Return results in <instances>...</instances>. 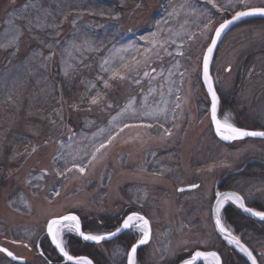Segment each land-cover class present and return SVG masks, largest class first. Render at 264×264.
<instances>
[{
	"label": "rangeland",
	"instance_id": "1",
	"mask_svg": "<svg viewBox=\"0 0 264 264\" xmlns=\"http://www.w3.org/2000/svg\"><path fill=\"white\" fill-rule=\"evenodd\" d=\"M29 3L35 6L25 8ZM239 8L237 0H0V244L24 256V264H64L43 235L50 218L76 212L99 234L138 211L150 219L152 237L137 264H177L198 249L250 264L217 234L211 209L219 178L239 158L264 159V140L236 148L215 136L201 73L215 27ZM129 44L135 47L125 50ZM213 74L219 117L230 114L234 124L264 130V20L227 35ZM59 78H70L72 94ZM162 109L155 118L145 115ZM110 135L115 139L106 144ZM102 142L106 147L88 163ZM73 162L86 171H67ZM196 183L197 189L178 190ZM233 187L250 207L264 210L263 185ZM229 205L222 220L241 237L224 217ZM249 229L247 244L264 264V229ZM126 233L128 243L91 244L90 255L98 264H127L138 234ZM39 240L47 258L36 248ZM0 264L20 263L0 253Z\"/></svg>",
	"mask_w": 264,
	"mask_h": 264
},
{
	"label": "snow or ice",
	"instance_id": "2",
	"mask_svg": "<svg viewBox=\"0 0 264 264\" xmlns=\"http://www.w3.org/2000/svg\"><path fill=\"white\" fill-rule=\"evenodd\" d=\"M210 3H213V0H209ZM237 3L244 10L236 11L231 19L225 20L222 24H220L219 28L215 31V39L211 40L210 46L207 48V54L203 58V83L207 87V93L211 97V120L215 125L216 134L224 141H237L243 140L245 138H262L264 139V130H249L241 127H237L231 121L230 114H224L222 117H218V110L220 106V97L217 94L215 82L213 80L212 75L210 74L209 67L212 62L213 51L216 48L217 41L220 39L222 33L233 23L236 21H240L245 17L251 16H261L264 17V6L261 7H253L250 6L249 0H237ZM34 3H29L25 5V8L34 7ZM215 6V5H214ZM46 11V10H45ZM50 15V13H48ZM11 23V21H10ZM37 26H43V22L40 17H36ZM28 26L31 28L32 20H28ZM207 27V26H206ZM159 30V26L157 25ZM17 37L22 34L20 29H16ZM157 35L156 32L152 33V36L155 37ZM142 39H147L142 37ZM149 43L155 44V40H149ZM135 47L134 44H129L125 46V50L127 48ZM55 53H51L54 55ZM183 55V53H179ZM42 55V53H41ZM50 58V57H49ZM107 63V61H105ZM125 68L128 67L127 64L124 65ZM231 71V68L227 69ZM145 76L148 75L147 72L144 73ZM183 75V73H181ZM120 76L121 79L124 77L120 75L119 71L113 72V77ZM138 82V81H137ZM105 87H109L107 82H105ZM180 98L177 97V100ZM97 97L93 96L91 98V103H97ZM179 107V103L176 105ZM128 108H132V104L130 103ZM128 109H125L127 111ZM165 109L157 112H146L145 115L153 116L154 118L157 115H163ZM137 125H128L125 124L124 127H134ZM145 127H152L151 124L144 125ZM161 127L163 125L161 124ZM123 129H121L122 131ZM167 135H171V132L168 129L164 130ZM119 133H117L118 135ZM115 139V136L110 135L106 141V144H111ZM106 144L102 142L98 147H94V151L91 153V159L88 163L97 159V153L100 152L102 148L106 147ZM35 150V149H33ZM73 168L80 173H84L86 168L79 163L73 162L72 168H68L67 171H72ZM57 175H63V172L57 170ZM42 178V177H41ZM192 187H198V185H192ZM180 191H184L183 188ZM59 195V193H56ZM231 202L243 212L250 214L253 217L259 218L261 221H264V210H257L255 208L247 206L245 202V197L240 195L235 191H225V192H217L216 193V204H215V223L219 228L220 233H222L225 239L230 243L236 246L240 252L244 253L249 260H251L252 264H258L256 256L253 252L246 247L243 243H241L240 237L233 235L229 228L225 226L221 219V209L227 204ZM47 235L51 238V243L55 245L56 249L59 250V253L65 259L68 264H93L92 259L88 256L84 255H73L71 254L68 242L66 239V235L74 234L77 237L82 238L83 241L94 242L95 244H100L102 241L110 240L113 237H116L119 233L123 231H128L130 233H137L138 237L136 242L130 246V250L126 253V261L127 264H137V250L143 246L147 245L152 237V229L151 222L144 215L139 212H132L127 215L125 219L122 220L121 224L111 232L94 234L90 231H85L82 228L81 219L76 214H67L59 217L51 218L47 221ZM12 243H16V241H12ZM0 253H5L6 256L11 257L13 260H19L20 257H17L13 252H11L8 248L0 247ZM43 255V253H41ZM261 255H264L262 253ZM183 264H221L220 256L216 252H208V251H195L194 254L190 256V258L185 259Z\"/></svg>",
	"mask_w": 264,
	"mask_h": 264
},
{
	"label": "trees",
	"instance_id": "3",
	"mask_svg": "<svg viewBox=\"0 0 264 264\" xmlns=\"http://www.w3.org/2000/svg\"><path fill=\"white\" fill-rule=\"evenodd\" d=\"M58 83L63 88V90H62L63 92L72 94L74 92V90H75V86L71 82L70 78L69 79L67 78L66 80L64 78H59L58 79ZM4 163H5V161L3 162L2 160H0V169L3 168V165L5 166ZM3 174H6V172H3ZM226 184H228V186H226ZM222 188H224V189H227V188H229V189H233V188L236 189L235 187L229 185L228 180L223 182ZM19 204L21 206H23L24 205V202L19 203ZM17 205H18V203H17ZM224 212H225L224 213L225 219L229 223L233 224V226L235 228V231L238 234H241L242 239L245 242H247L250 246H252L251 245L252 244V240H251L250 235H249V233L251 232V230L249 228H255V227L258 228L259 227V228H263L264 229V222H258V221H255V220L251 219V218L246 217L241 212V210L238 207L234 206V205L227 206V208H225V211ZM83 224H84V229L86 231H88V229L90 228V225L88 224V221L85 222V219H84ZM112 226H113V223H108L107 222V224H106L105 227L106 228H111ZM241 231H243L242 233H244V234H242ZM128 238H130V237L126 234V235H123V236L118 237L116 240L111 241L110 244H112V245L115 246V243H116L117 240H120L118 242H121V244L128 243L132 239L131 238V239L127 240ZM68 243H69V250H70V252L72 254H75V255H79V254H90L89 253V249L91 247V244L90 243L83 242L77 236H75V235L69 236ZM237 256H238L237 258H238V260L240 262H246V260L243 259L241 255H238L237 254ZM59 260L61 261V259H59ZM224 261H225V264H232L231 263V260L228 261V260H226L224 258ZM47 264H49V262H47ZM53 264H55V263H53Z\"/></svg>",
	"mask_w": 264,
	"mask_h": 264
},
{
	"label": "water",
	"instance_id": "4",
	"mask_svg": "<svg viewBox=\"0 0 264 264\" xmlns=\"http://www.w3.org/2000/svg\"><path fill=\"white\" fill-rule=\"evenodd\" d=\"M261 7V6H260ZM240 11H242V10H240ZM256 17H261V16H251V17H245L244 19H242V20H240V21H236L235 23H233L232 25H230L223 33H222V35H221V37H220V39L217 41V45H216V48L214 49V51H213V56H212V60H213V58H214V54H215V52H216V50H217V48H218V45H219V43L222 41V39H223V37L226 35V33L232 28V27H234L235 25H237V24H239V23H241V22H243L244 20H247V19H251V18H256ZM232 18V16L230 17V18H227L226 20H228V19H231ZM225 21V20H224ZM223 21V22H224ZM223 22H221L220 24H222ZM220 24L218 25V27L216 28V29H218L219 28V26H220ZM216 31V30H215ZM213 39H215V32H214V34H213V36H212V38H211V40H213ZM211 40H210V42H209V44H208V46L206 47V50H205V52H204V54H203V58H204V56L207 54V48L210 46V43H211ZM201 68H202V78H203V59H202V66H201ZM209 71H210V74L212 75V73H211V71H212V69H211V64H210V67H209ZM212 77H213V75H212ZM213 80H214V82H215V79H214V77H213ZM215 86H216V83H215ZM216 91H217V94H218V96H219V93H218V89L216 88ZM209 98H210V113H211V97H210V95H209ZM218 117H219V115H218ZM210 119H211V115H210ZM211 122H212V120H211ZM212 126H213V130H214V134H215V136L218 138V139H220L221 141H223V142H225V143H231L232 141H224V140H222L217 134H216V132H215V125H214V123L212 122ZM250 130V129H249ZM245 139H262V138H245ZM230 175V173H227L225 176H223L222 178H220L218 181H217V185H216V192H215V198H214V200H213V203H212V209H211V215H212V221H213V224H214V227H215V230H216V232H217V234L219 235V236H221V238L222 239H224L226 242H228L226 239H225V237H224V235L222 234V233H220V231H219V228L216 226V223H215V204H216V193L217 192H225V191H235V192H238L240 195H242V196H244L240 191H238V190H235V189H220L219 188V184L222 182V180L223 179H225V177H227V176H229ZM192 185H198V187L200 186V183H196V184H192ZM192 185H186V186H181V187H179L178 188V190L180 191V189L181 188H183L184 189V191H187V190H194V189H197L198 187H192ZM245 202H246V204H247V206H249L248 205V203H247V201H246V199H245ZM250 207V206H249ZM224 208V207H223ZM223 208L221 209V212H222V210H223ZM241 210V209H240ZM132 212H138V211H132ZM132 212H130V213H128L127 215H129V214H131ZM241 212L246 216V217H248V218H251V219H253V220H255V221H258V222H264V221H261L259 218H257V217H253V216H251L250 214H248V213H245V212H243L242 210H241ZM76 214V215H78L79 217H80V219H81V223H82V228H83V221H82V218H81V216L78 214V213H76V212H69V213H67V214ZM140 214H142V215H144L147 219H149L145 214H143V213H141V212H139ZM67 214H64V215H67ZM126 215V216H127ZM62 216V215H61ZM126 216H125V218H126ZM52 218H54V217H52ZM124 218V219H125ZM51 219V218H50ZM221 219H222V217H221ZM150 221V220H149ZM222 222L224 223V221L222 220ZM225 224V223H224ZM225 226L227 227V228H229L226 224H225ZM151 229H152V227H151ZM230 229V228H229ZM83 230H84V228H83ZM114 231V230H113ZM230 231L232 232V234L233 235H236V236H238L234 231H232L231 229H230ZM126 232H128V231H123V232H121V233H119L116 237H113L112 239H110V240H106V241H102L101 243H104V242H108V241H111V240H114L115 238H117L118 236H120L121 234H123V233H126ZM43 235H47V227H46V230H45V232H44V234ZM42 235V236H43ZM48 236V235H47ZM239 237V236H238ZM48 238H49V240H50V242H51V238H50V236H48ZM80 238V237H79ZM41 239V238H40ZM81 240H82V238H80ZM240 240H241V243H243L246 247H248L252 252H253V254L256 256V258H257V261H258V264H260V262H259V259H258V257H257V254L253 251V249L240 237ZM84 242H87V241H84ZM150 242V241H149ZM87 243H90V244H95L94 242H87ZM229 243V242H228ZM52 244V243H51ZM230 244V243H229ZM232 247H236L235 245H233V244H230ZM52 246H53V248L56 250V252H57V254H58V256L59 257H61L64 261H65V259L62 257V255L59 253V250L58 249H56V247H55V245L54 244H52ZM145 245H143V246H141L140 248H142V247H144ZM0 247H5V248H8L11 252H13L17 257H20L21 259H19V260H13L11 257H8V256H6V254H5V256L8 258V259H10V260H12V261H15V262H18V263H20V264H24V263H26V258L25 257H23V256H19V255H17L14 251H12L9 247H7V246H5V245H3V244H0ZM139 248V249H140ZM37 249L41 252V246H40V240L38 241V243H37ZM139 249L137 250V252L139 251ZM196 251H208V252H216L219 256H220V259H221V264H224V262H223V257H222V255H221V253L218 251V250H215V249H212V250H203V249H198V250H196ZM195 252V251H194ZM194 254V253H193ZM74 255V254H73ZM81 255H84V256H88L87 254H81ZM243 255V254H242ZM248 261H249V263L250 264H252V262H251V260H249L248 258H247V256L244 254L243 255ZM90 259H92L90 256H88ZM92 261H93V264H96L95 263V261L92 259ZM178 264H183V262H181V263H178Z\"/></svg>",
	"mask_w": 264,
	"mask_h": 264
},
{
	"label": "flooded vegetation",
	"instance_id": "5",
	"mask_svg": "<svg viewBox=\"0 0 264 264\" xmlns=\"http://www.w3.org/2000/svg\"><path fill=\"white\" fill-rule=\"evenodd\" d=\"M235 123L237 124V127L247 129L245 126L240 125L238 122ZM247 140L248 139L237 140V141H233L231 144L232 145L235 144V147L237 148L238 146L239 147L245 146ZM259 156H253L248 158L246 157L245 159L239 158L238 161L235 162V165L234 167H232L231 171L228 172L230 173V175L225 177V179H223L222 182L228 180V183L229 184L231 183L230 185L232 186H253V185L264 186V159L262 158V154H259ZM226 174L227 173H225L223 176H225ZM126 234L127 233H125V235Z\"/></svg>",
	"mask_w": 264,
	"mask_h": 264
},
{
	"label": "bare ground",
	"instance_id": "6",
	"mask_svg": "<svg viewBox=\"0 0 264 264\" xmlns=\"http://www.w3.org/2000/svg\"><path fill=\"white\" fill-rule=\"evenodd\" d=\"M260 6H264V5H253V7H260ZM240 10H244L243 8H239V9H237L236 11H240ZM236 11H234L231 15H229L228 17H226L225 19H223L222 21H220L218 24H217V26L215 27V29H214V32H215V30H216V28L218 27V25L221 23V22H223L224 20H226L227 18H230L231 16H233L234 15V13L236 12ZM256 20H264V17H256V18H251V19H247V20H244L243 22H241V23H239V24H237V25H235L234 27H232L227 33H226V35L223 37V39H222V41L219 43V45H218V48H217V50H216V52H215V56H216V54H217V51L219 50V48H220V46H221V44H222V42L224 41V39L227 37V35H229L231 32H233L234 30H236L239 26H242V25H244V24H246V23H249V22H252V21H256ZM214 32H213V34H214ZM213 34H212V36H213ZM212 38V37H211ZM211 40V39H210ZM206 50V49H205ZM205 52V51H204ZM215 56H214V58H215ZM214 58H213V60H212V62H211V69H212V71H211V73H212V75H213V77H214V79H215V76H214V74H213V62H214ZM202 59H203V56H202ZM201 66H202V61H201ZM229 68H231V66H227V68H226V71H228L227 69H229ZM201 73H202V68H201ZM216 83V82H215ZM216 88H217V85H216ZM206 89H207V87H206ZM219 93V92H218ZM219 97H220V94H219ZM209 113H210V105H209ZM218 115H219V111H218ZM236 125V124H235ZM237 126V125H236ZM213 127V126H212ZM250 130H255V129H250ZM257 130V129H256ZM213 132H214V130H213ZM220 140V139H219ZM264 140V139H263ZM223 142V141H222ZM233 142V141H232ZM231 142V143H232ZM230 143V144H231ZM223 183V182H222ZM221 184V183H220ZM235 190H237V189H235ZM239 191V190H238ZM150 220V219H149ZM82 221H83V219H82ZM151 222V221H150ZM120 225V224H119ZM83 228H84V224H83ZM116 229V228H115ZM115 229H113V230H115ZM85 230V229H84ZM112 230V231H113ZM86 231V230H85ZM111 232V231H110ZM123 235H125V233H123V234H121L120 236H123ZM48 237V236H47ZM79 238V237H78ZM80 239V238H79ZM81 240V239H80ZM83 241V240H82ZM84 242V241H83ZM85 243H87V242H85ZM247 243V242H246ZM40 246H41V244H40ZM36 248H37V246H36ZM233 249L234 250H236L237 252H239L240 254H243L244 255V253H242V252H240L239 251V249L238 248H236V247H233ZM38 250V249H37ZM39 251V250H38ZM45 250H43V248H42V246H41V252L40 253H43V257H45V258H47V256H46V254H45V252H44ZM219 251V250H218ZM254 251V250H253ZM255 252V251H254ZM221 253V252H220ZM256 253V252H255ZM54 254H56L57 256H58V254H57V252H56V250L54 249ZM72 254V253H71ZM138 254H139V252H137V260H138ZM257 254V253H256ZM75 255V254H74ZM79 255H81V254H79ZM20 256V255H19ZM88 256H90L94 261H95V263L96 264H98L96 261H97V259L95 258V257H93L92 255H88ZM24 257V256H23ZM257 257H258V259H259V256H258V254H257ZM58 258L59 259H61V262H64V264H68V262H66V261H64L61 257H59L58 256ZM47 261L49 262V263H52V261L51 260H48L47 259ZM15 262V261H14ZM223 262H224V258H223ZM259 262H260V260H259ZM178 264V263H177ZM260 264H261V262H260Z\"/></svg>",
	"mask_w": 264,
	"mask_h": 264
}]
</instances>
